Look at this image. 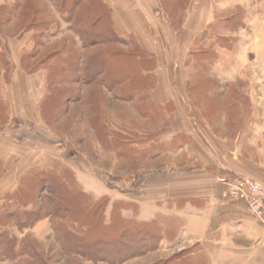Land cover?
Listing matches in <instances>:
<instances>
[{
    "label": "rangeland",
    "instance_id": "374dc122",
    "mask_svg": "<svg viewBox=\"0 0 264 264\" xmlns=\"http://www.w3.org/2000/svg\"><path fill=\"white\" fill-rule=\"evenodd\" d=\"M75 1L67 0V8ZM201 2L157 0L158 18L171 28L163 37L169 42L168 49L173 47L174 55L189 65L184 74L192 78V88L186 92V101L200 128L199 138L213 143L205 151L262 181L264 139L257 135L254 125L264 124V85L258 81L264 78V0H204V6ZM52 3L0 0V204L7 210H24L34 209L36 203L43 212L55 211L59 216V222L45 217L28 226L13 222L6 226L10 236L18 239L17 249L24 246L27 251L14 258L0 256V264H212L205 236L182 238L177 227L164 229L159 220L145 222L138 218L139 204L158 197L144 195V167L158 168L175 159L170 154L161 162L154 161L165 151L160 128L175 109L174 101L159 104L150 99L149 91L157 80L155 54L132 37L113 36L100 0H83L78 8L86 47L66 16H61L62 8ZM200 6L206 14L197 21L199 31H206L212 17L216 21L209 26L215 34L197 45L191 43L192 33L182 40L180 34L172 33L169 22L180 27L188 9L196 14ZM228 6L234 7L219 10ZM62 12L66 14V3ZM35 19L50 21L53 30L45 35L29 30L36 32L32 45L18 50L15 56L25 72L43 69L41 72L51 75L43 78L42 105L39 97L36 102L32 99L30 91L24 105L12 96L18 88L9 43H18ZM94 29H102L103 36L94 34ZM214 35V48L202 51ZM32 50L36 55H30ZM80 53L84 57L83 71L89 77L100 72L103 78H116L124 82L116 85L117 90L123 88L126 97L136 91L135 97L117 98L102 85L99 88L77 81L79 72L72 64L67 67L66 60L76 63L74 59ZM92 62L97 66L90 69ZM218 77L237 79L219 84ZM187 140L186 134L177 138L179 143ZM48 174L56 182L47 179ZM183 178L171 176L174 180ZM164 183L163 190L169 184L173 186L166 177ZM181 189L169 190L197 192L194 188ZM57 203L62 210L58 211ZM60 217H66L65 222ZM111 219L113 224L106 226ZM139 222L145 225H137ZM63 223H80L85 233L82 246L67 234L65 241L61 239ZM149 232L160 235L158 244L156 241L150 246L152 240L144 243L149 240L145 238ZM113 238L119 243L109 244ZM164 239L169 243H163ZM76 249L92 251L94 261Z\"/></svg>",
    "mask_w": 264,
    "mask_h": 264
},
{
    "label": "crops",
    "instance_id": "0c3cea01",
    "mask_svg": "<svg viewBox=\"0 0 264 264\" xmlns=\"http://www.w3.org/2000/svg\"><path fill=\"white\" fill-rule=\"evenodd\" d=\"M102 1L110 10L109 14L114 34L117 37H132V40L137 42L143 49L155 54L153 57L157 60L155 71L157 80L155 87L149 91L151 101L159 104L174 101L175 104L172 115L160 128L164 132L162 141L165 151L163 150V153L156 157L154 161L160 159L161 162V158L165 160V156L170 154H174L175 159L172 164H169L170 162L165 163L166 165H160L158 168L144 167L143 170L147 172L144 175V183L142 184L144 195L148 194L150 198H154L158 194V197L153 201H149L148 204L146 201L139 204L138 218L145 222L159 220L164 229L177 227L182 238L188 239L197 235L205 236L208 252L213 260L212 264H219L218 261H227L229 264H264V227L246 211L240 201L232 200L225 195V185L220 180L224 176L234 174L247 178H252V176L218 161L208 150L205 151V148L212 147L213 143L202 141L201 137L199 138L198 131H200V128L193 121L191 117L193 115L192 110L188 109L186 101V98H188L186 92L189 91L192 84V78H188L184 74L189 65L183 63L174 55L176 50L173 47L168 49L167 43L169 42L165 40L163 35L166 30L168 35L171 28H167L159 20L157 0ZM203 1L201 3L204 6ZM49 2L51 4L54 2L58 7L57 0H49ZM193 4L194 2L192 6ZM236 5L238 4L234 6ZM234 6L219 7V10H228ZM52 7L54 6L52 5ZM200 8L194 9L196 14L192 9H188V15L185 16L182 25L178 28L170 21L169 23L173 29L171 30L172 33L180 34V39L182 36L188 38L189 34L192 33L191 43L197 45L204 43L212 33L215 34V31L209 28L210 24L216 21L214 17L205 26L206 31L202 29V31H199L198 26L200 23H197V21L203 20L205 12L204 9ZM59 12L62 17H67V13ZM58 16H55L57 21L60 20ZM193 27L197 29L195 30ZM51 30H53V25L40 35L48 34ZM34 36H36V32L24 31L22 39L17 40L18 43L8 42L10 51L14 54L15 63L12 70L16 79H14V83L18 88L12 96L18 97V100L24 105L28 101V94L30 93L35 102L40 99L41 105L45 100L42 85L46 81L43 78L48 79V74L41 72L43 69L38 73L25 72L21 67V61L18 62V58L15 56V52L18 50L29 48L32 45ZM215 37L214 35L211 38L210 43L214 42L213 38ZM189 50L192 53V50ZM216 79L219 84H230L237 78L221 79L218 77ZM258 81L260 85H264V78ZM20 85L27 86L22 88ZM10 100L12 99L10 98ZM254 130L257 135L264 139V124L262 122L255 124ZM184 134H186L189 141L179 143L177 138ZM239 139L240 137L237 141ZM186 161L187 163H184ZM8 173L11 174L10 171ZM172 175H180V177L185 178L174 180L171 179ZM165 177L169 183L173 182V186L169 184L167 190H163V186L167 185L164 183ZM262 182H264V177H262ZM171 187L175 188V192L181 188H194L197 192L172 193L169 190L172 189ZM163 243L168 244L169 242L164 239Z\"/></svg>",
    "mask_w": 264,
    "mask_h": 264
},
{
    "label": "trees",
    "instance_id": "16d2710c",
    "mask_svg": "<svg viewBox=\"0 0 264 264\" xmlns=\"http://www.w3.org/2000/svg\"><path fill=\"white\" fill-rule=\"evenodd\" d=\"M57 1H58V7L60 9L62 8L61 11L63 10V7L65 6V3H66V13H67L66 19H67V22L71 23V25L75 28L76 32H78L81 40L83 41V45L88 47V45H87L88 43L86 44V42L83 40V36H84V32L85 31L83 29H81V27L79 26L82 23H81L80 14L78 15V11H79L78 8L80 7V4H81V2L83 0H76L75 2H73L71 8L70 7L67 8L68 7L67 0L66 1L64 0L63 2L61 0H57ZM100 1H101V4H102V9L104 10L105 14L108 15V18L110 20V14H109L110 10H109L108 6L102 0H100ZM15 15L16 14L14 13L12 16L15 17ZM101 17H103V13L96 20L95 24L100 22ZM110 22H111V20H110ZM50 25H51V22L47 21L46 19H43V20L42 19L41 20H36L35 19L34 23H31L29 26H27L24 29V31L34 30V31L38 32V34L39 33L41 34L43 31L49 30L50 29ZM93 31H94V34L98 33L99 36H101V37L103 36L104 31L102 29L98 30V32L95 31V29ZM102 31H103V33H102ZM111 34L113 36L115 35L114 32H113V29L111 30ZM92 42H90V44H94V45L97 44L94 41H92ZM205 47L206 48L202 49V51L210 52V50L214 48L213 43L212 44L210 43L208 46L206 45ZM30 55L31 56L36 55L35 51L32 50ZM74 60H75L76 63H73V62L70 63L69 60H66V65H67V67H69L70 64H72L71 66L73 67V70H77L79 72V77H78L77 81H81L82 80L84 82V85L94 84V85H96L99 88L102 85L107 90H110L111 93H113L114 96L117 97V98L131 100V99H133L135 97L136 91L134 93H132L130 96L126 97L125 94H122L124 92L123 88L117 90L118 88H116V85L122 84L124 82H119L116 78H110V80L107 79L106 77L103 78V77H101L100 72H95V74H94V76H92V78L89 77L87 75V71H86V73L83 71V68H84V66H83L84 57H82L81 53L78 54L77 58L74 59ZM77 64H78V67L76 66ZM89 64L91 65V67H89L90 69L92 67H96L97 66V62L96 63L92 62V63H89ZM85 69L87 70V68H85ZM198 72H199V70H198ZM30 73H32V72H30ZM50 75L51 74L49 72V74H48L49 78H50ZM191 88H192V85H190L189 90H191ZM102 91H103V89H102ZM45 175L46 174H42V176H45ZM46 178L56 182L55 178L50 177L49 174L47 175ZM57 204L59 206L58 211L62 210V208L60 207V204L59 203H57ZM3 205L4 204H0V256L6 255L8 257L12 256L14 258V257H17L20 254H23L24 252L27 251L26 248H24V246L22 248L17 249L18 239H15V238L11 237L10 233L8 232V230L5 229L6 226H8L11 222L15 223L16 225H19L20 227L28 226L30 224H33V223H35V221H37L39 219H42V218H45V217H50L51 220L53 219V220H56V221L59 222V216L57 215V213L55 211L43 212L42 208L40 206H38L36 203L33 206L34 209L25 208L24 210H18V209L7 210V208H5ZM60 220L62 222H65L66 217H60ZM63 224H64L63 226L65 228V231H64V233L60 234L61 235V239L63 241H65L66 240V234H67V237H72V239H74V241L76 243H78L80 246H82L83 242L85 241V233L83 231H81L83 229L81 228L80 223H77L75 225L74 224L73 225H71V224H67L66 225V223H63ZM112 224H113V222H112V219H111V222L108 225H106V224L105 225L106 226H111ZM137 225H145V223L139 222V224H137ZM53 226L55 227L56 231H59L60 227H57V224H55V222L53 223ZM66 228H67V233H66ZM145 238L149 239V240H145L144 241L145 244L152 240L150 242V244H149L150 246H153V244H155L156 241H157V244H158V242H160V235H157V234L156 235H152L150 232H149L148 236H145ZM23 241L21 243H23ZM108 241H110L109 244L119 243V240L117 238L109 239ZM109 244H105V246H107ZM76 251L81 253L86 259L88 258L89 260H93L94 261V256H93L94 253L92 251L83 252V251H80V249H76ZM108 259L116 260L113 257H110Z\"/></svg>",
    "mask_w": 264,
    "mask_h": 264
},
{
    "label": "built area",
    "instance_id": "2783aa9c",
    "mask_svg": "<svg viewBox=\"0 0 264 264\" xmlns=\"http://www.w3.org/2000/svg\"><path fill=\"white\" fill-rule=\"evenodd\" d=\"M220 180L225 185V195L240 201L246 211L264 227V182L235 174Z\"/></svg>",
    "mask_w": 264,
    "mask_h": 264
}]
</instances>
